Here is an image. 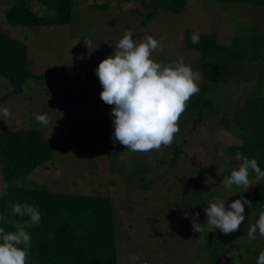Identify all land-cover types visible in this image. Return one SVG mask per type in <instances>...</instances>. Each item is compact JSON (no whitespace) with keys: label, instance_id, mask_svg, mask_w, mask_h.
<instances>
[{"label":"trees","instance_id":"obj_1","mask_svg":"<svg viewBox=\"0 0 264 264\" xmlns=\"http://www.w3.org/2000/svg\"><path fill=\"white\" fill-rule=\"evenodd\" d=\"M110 1H116L120 14H125L123 25L118 29L113 26L117 20H111L108 25L110 29L107 30L103 28L104 24L101 22L86 19L82 32L71 28L76 5L81 4L85 8H102L107 3L105 0H79V2L76 0H10L8 4L4 3L0 12L6 24L26 29L38 28L45 36V45L48 40L46 34L50 33L48 37L59 35L60 38L65 34V44L74 42L78 45L77 48L80 47L89 52L87 54L90 64L88 67H80V69H86L82 75L79 73L75 77L71 75L69 69L65 70L67 68L64 61L65 53L69 51L66 47H63L64 53L56 47L55 53L47 54L54 56L61 66L56 65L57 62L49 64L52 60L49 58L42 62L38 59L36 63L40 55L37 48L42 44H35L36 49H33L28 46L27 38L23 40L14 37L0 27V77L4 79L0 84L7 82L9 86V90L0 99L3 101L10 96L21 95L27 80L37 82L43 77L52 82V90L44 103L37 105V108L46 109L51 104L50 95L56 97L61 93L62 98L65 99L72 89L84 92L88 82L100 94L102 86L95 74V69L101 60L113 53L123 34L130 30L133 32L132 39L140 42L145 38L137 31L139 26L152 23L157 13L161 11L171 12L173 16L178 15L184 10L186 4V0H132L134 7L132 5L130 8L128 4L130 5L131 0ZM210 1L221 3L229 10L228 13L243 14L245 12V16L252 21L249 23L250 28L242 32L236 31L232 35L230 32L222 42L214 29L200 32L186 28L177 34H161V40H156H159L164 50H156L152 58L162 65H167L183 57L184 63L194 71L200 72L203 77L199 85V95L191 98L183 113V115L194 114L186 132L197 128L204 119L206 122L222 124L225 127L234 126L246 144L244 146L242 143L227 145L226 156L233 160L232 157L235 158L237 152L243 153L249 159H256L259 167L264 171V0ZM231 3L233 5H228ZM232 6L238 7V10L234 11ZM125 9H133L140 13L141 23L131 27V18L124 11ZM193 33L199 35L200 41L197 44L191 42ZM55 41L57 43V40ZM74 56L82 59L81 55ZM220 87L229 92H237V96L233 99L235 100L232 107L234 110L232 109L233 111L229 113L218 111V115L215 113L214 115L219 120L210 121L209 117L213 111L215 112L211 95L214 96L213 92ZM93 98L102 111L106 110L103 115L107 114L105 116L107 120L105 119L99 128L108 133L112 141L114 139L110 115L112 106H106L100 99V95ZM59 102L62 103V100ZM34 115L37 114L30 117ZM23 124L11 123L0 127V173L3 185H7L6 189L2 188L5 194L0 195V216L4 217V220H0V227H4L6 231H15L17 223L23 225L25 231L31 236L30 264H120L116 240L117 229L119 237L121 236L117 222H121L122 219L115 215L114 209L117 211L118 209L114 204L113 194L69 193L50 190L40 185L28 186L25 182H20L23 177L38 167L47 168L55 153L44 128L34 117L25 120ZM181 124L182 122H179V128L182 127ZM186 132L183 135L187 137ZM245 146L247 147L243 148ZM108 147L111 149L110 144ZM113 148L118 152L117 142L113 144ZM181 152L180 148H172L170 151L172 161L168 164L169 167L176 166ZM108 156L104 163H108ZM133 162V180L142 190L149 183L144 175V161L136 158ZM180 163L185 166L184 161ZM239 163L240 161H237L233 169H238ZM39 171L40 175H43V170ZM221 171L222 169L219 168V174ZM181 176L183 175H178L175 179L181 181ZM249 179L255 185L250 186L245 193L243 192L244 198L247 200L250 198L256 212L264 211V180L256 182L254 173H250ZM125 181L127 183L126 179ZM203 185H198L199 195L197 192L192 194L191 202L184 208H180V211L185 212V217L188 214L193 216V213H199L197 221H201L206 227L207 218L204 209L208 206L206 207L207 203L200 198L205 196L204 191H206L209 193V198L220 199L219 190L223 185L221 181L214 191ZM128 187L131 188L130 185ZM239 189L243 191L242 188ZM232 201L225 199V207L227 208ZM13 203H27L37 207L41 213L40 223L32 225L28 223L29 217L14 215L9 206ZM244 207L245 220L240 225L239 232L223 234L219 229L208 233L205 231L208 245L212 250L211 255L203 256L205 264H257V258L262 251L261 245L254 248L251 242L235 240L242 232L247 236L248 226L253 224L252 218L257 215L251 207L247 205ZM255 235L257 237V234ZM194 259V264L198 261L200 262L198 264H202L199 256H195ZM143 262L147 264L146 261Z\"/></svg>","mask_w":264,"mask_h":264},{"label":"rangeland","instance_id":"obj_2","mask_svg":"<svg viewBox=\"0 0 264 264\" xmlns=\"http://www.w3.org/2000/svg\"><path fill=\"white\" fill-rule=\"evenodd\" d=\"M9 1L4 0L2 3L0 0V9L4 3L8 4ZM105 1L107 3L102 8H85L81 4L76 5L71 28L82 32L85 20L89 19L97 23L101 22L104 24L103 28L107 30L110 29V27L108 28L110 21L117 20L113 26L119 29L123 25L125 14H120L116 1ZM132 5L131 0L128 7L132 8ZM231 8L235 9L234 11L238 10L236 6ZM231 8L229 9L231 10ZM124 11L131 18V27L141 23L142 15L140 13L133 9ZM228 11L217 1L186 0L185 8L180 14L173 16L171 12L161 11L157 13L152 23L150 22L151 24L139 26L137 31L143 34L145 39L151 36L161 40V34H177L186 28L200 32L214 29L222 42L230 32L232 35L236 31L242 32V30L250 28L249 23L252 22L249 17L245 16V12L242 14L241 12L228 13ZM0 27L14 37L23 40L27 38L28 46L33 49H36L35 44H42L37 48L40 55L36 63L38 59H41L40 62H42L46 61V58L52 59L49 64L56 63L57 60L54 56L47 54L55 53L56 47H59L60 51L64 53L63 47H66V50L69 49V51L65 53L64 61L67 64L65 70L69 69L71 75L74 77L77 73L82 75L86 69H80V67H88L90 64L87 54L89 52L86 49L77 48L78 45L74 42L68 43L69 45L65 44L64 37L66 35L63 33L64 37L61 38L59 35L48 37L47 35L50 33L46 34L48 40L45 45V36L38 28L26 29L8 25L2 18L1 12ZM74 55H81L82 59ZM56 65L61 66L60 62H57ZM3 80L0 77V83ZM51 83L44 77L37 82L27 80L21 95L10 96L3 101L0 99V108L7 107L12 113L8 118L0 113V127L11 123L24 125L25 120L35 118L38 114H46L49 118V125H41V127L44 128L50 140L53 153L55 152L53 159L48 163L47 168L38 167L23 177L20 182H25L28 186L40 185L50 190L69 193L113 194L114 204L118 209V211L114 209L115 215L122 219L121 222H117L121 236L119 237L117 229L116 240L120 264H144L143 261H146L147 264H194L195 256H199L202 260L201 263L205 264L203 256H209L212 252L208 245L207 234L193 231L192 215L188 214L185 217V212L180 211V208H184L191 202L192 194L197 192L199 195V184L202 186L205 184L207 188L214 191V188L220 185L223 177L228 176L229 170L231 174L237 161L234 157H232L233 160L228 159L226 146L235 143H242V146L246 144L236 128L209 123L204 119L197 128L186 132L194 114H184L179 121L182 122V127L175 136L171 147H162L159 151L148 153H134L117 142L119 148L117 152L113 148L112 138H109L108 133L99 128L107 114L103 115L106 110L102 111L94 102L93 97L99 96L97 89L88 82L84 92L72 89L65 99L62 98L61 93L56 97L52 94L54 97L49 96V100H51L49 107L47 106L46 109L37 108V105L40 106L44 103L48 93L52 90ZM8 90L7 82L0 84V97ZM213 94L214 96H211L215 112L213 111L209 118L210 121H217L219 119L214 113L218 115V111L229 113L234 110L232 107L235 100L233 99L237 96V92H229L220 87ZM56 98L62 100V103ZM33 114L37 115L30 117ZM185 132L187 137L183 135ZM108 144L111 145V149ZM174 147L180 148L182 152L176 166L169 167L168 164L172 161L170 151ZM106 156H108V163H104ZM136 158L144 161V175L145 179L149 181L142 190L139 189L132 175L133 161ZM180 161H184L185 166ZM213 167L215 169H212ZM219 168L222 169L220 174ZM40 169L43 170V175H40ZM178 175H183L181 181L175 179ZM1 178L2 174L0 173V189L3 188ZM204 193L205 196L200 199L207 203L206 207L216 201L212 197L209 198L208 192L204 191ZM244 193H241L236 186H233L231 190L222 186L219 190V197L220 200L232 201L244 197ZM248 199L250 201V198ZM250 207L257 214L255 218L251 217L255 224L264 211L256 212L252 205ZM254 212L252 213L255 214ZM198 222L203 224L201 221ZM252 225H249L248 228ZM240 232L242 231L240 230ZM256 234L257 237L251 243L254 244V248L261 245L260 249L263 251L264 236L259 235L258 230ZM235 240L249 242L243 232ZM131 255H136L139 259L130 260Z\"/></svg>","mask_w":264,"mask_h":264},{"label":"clouds","instance_id":"obj_3","mask_svg":"<svg viewBox=\"0 0 264 264\" xmlns=\"http://www.w3.org/2000/svg\"><path fill=\"white\" fill-rule=\"evenodd\" d=\"M133 32L126 31L119 39L113 53L101 60L95 74L102 86L100 99L111 108L114 128L113 143L119 142L134 153L159 151L162 147H171L175 136L179 133V121L186 111L193 96L199 95L203 77L184 63L183 57L172 64L162 65L152 58L156 50L163 51L160 42L151 36L136 42L132 39ZM197 33L191 35L193 44L199 43ZM4 117H11L9 108H0ZM36 121L49 125L46 114H38ZM235 159L240 161L238 169L224 176L222 185L231 190L233 186L245 192L255 185L249 179L250 173L255 174L256 182L264 180V171L256 159H249L237 152ZM7 185H3L6 189ZM0 189V195L5 192ZM251 201L244 197L236 199L225 207V200L217 199L204 209L207 226L197 221L199 213H193L192 230L195 232H213L219 229L223 234H231L240 229L245 220V205ZM14 215L29 217L28 223L38 225L41 213L37 207L27 203L9 205ZM0 220L4 217L0 216ZM6 222V221H5ZM15 231H6L0 227V264H30L31 236L23 225L17 223ZM259 231L264 236V213L247 231L249 242L256 238ZM130 260L139 257L131 255ZM257 264H264V251H261Z\"/></svg>","mask_w":264,"mask_h":264}]
</instances>
